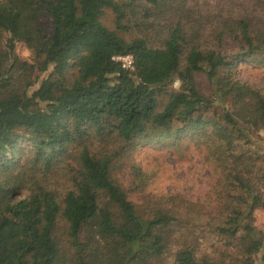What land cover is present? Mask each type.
<instances>
[{
  "label": "trees",
  "instance_id": "16d2710c",
  "mask_svg": "<svg viewBox=\"0 0 264 264\" xmlns=\"http://www.w3.org/2000/svg\"><path fill=\"white\" fill-rule=\"evenodd\" d=\"M189 1L0 0V264H164L173 247L174 264H233L229 247L264 264V93L237 75L264 68V20ZM148 143L203 152L215 217L181 194L129 200L114 173ZM197 231L225 251L198 254Z\"/></svg>",
  "mask_w": 264,
  "mask_h": 264
},
{
  "label": "rangeland",
  "instance_id": "374dc122",
  "mask_svg": "<svg viewBox=\"0 0 264 264\" xmlns=\"http://www.w3.org/2000/svg\"><path fill=\"white\" fill-rule=\"evenodd\" d=\"M188 6L197 8L205 15H211V19L220 9L226 14L234 17H246L252 22H261L264 20V0H190ZM141 14L138 15L140 19ZM114 17L110 11H106L101 17V21L109 29H114ZM138 35V32H134L131 36L134 38ZM128 37V35H127ZM229 53L235 51V46H226ZM15 55L22 61L32 63L30 52L21 45H18L15 49ZM16 69L14 68L13 71ZM17 74V73H16ZM38 72L35 70L32 75L36 77ZM238 78L250 85L251 87L260 90L264 93V68L259 67L248 60L241 59L238 62L237 70ZM23 82L21 83L22 86ZM178 83H175L172 88L177 90ZM16 90H20L21 87H15ZM261 140L264 141V132L259 134ZM119 167L114 173V179L118 181L126 191H128V198L138 208L145 207L147 200H149V194L153 196V199H157L163 195L169 194H181L186 196L192 201H199L204 205H207L210 216H216L217 208L213 199H209L210 185L213 182L212 169L205 164L203 159V152H199L195 149L190 151L176 152L173 149L161 148L158 145L145 144L140 146L130 157L119 162ZM135 166L141 169L148 176L151 173L150 180L142 181L135 175V169L131 167ZM140 184V185H139ZM197 221V219H195ZM207 217L203 218V222L206 223ZM58 226L62 229L59 232V236L62 240L63 248L70 253L68 247V241L64 236L65 222L61 219ZM253 227L259 238L264 240V212L257 210L253 214ZM197 238L200 239V247L198 254H204L205 252H211L216 250V255L225 251V247L216 237L208 232L202 233L197 231ZM173 247L163 257L164 264H174V252ZM227 252H231L233 264H237L238 255L235 251H232L231 247L227 249ZM229 254V253H228Z\"/></svg>",
  "mask_w": 264,
  "mask_h": 264
},
{
  "label": "built area",
  "instance_id": "2783aa9c",
  "mask_svg": "<svg viewBox=\"0 0 264 264\" xmlns=\"http://www.w3.org/2000/svg\"><path fill=\"white\" fill-rule=\"evenodd\" d=\"M114 62L120 63L121 67L125 70H131L133 68V57L127 56H115L112 58Z\"/></svg>",
  "mask_w": 264,
  "mask_h": 264
}]
</instances>
